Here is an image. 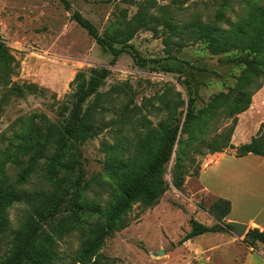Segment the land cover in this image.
Segmentation results:
<instances>
[{
    "label": "rangeland",
    "instance_id": "374dc122",
    "mask_svg": "<svg viewBox=\"0 0 264 264\" xmlns=\"http://www.w3.org/2000/svg\"><path fill=\"white\" fill-rule=\"evenodd\" d=\"M68 1L70 10L60 0H0V35L16 62L14 73L0 83V170L14 177L25 168L38 147L21 154L27 142L14 135L39 138L45 131L43 117L60 119V106L73 93L76 77L84 74L88 80L105 70L106 77L84 104L97 134L76 143L88 184L86 198L106 209L116 181L111 164L130 158L143 135L156 136L163 126H171L182 144L175 145L164 167L169 189L159 203L151 208L132 205L123 218L125 228L106 239L87 264H240L247 246L230 231L184 241L190 220L216 224L208 211L214 198L203 193L198 181L204 159L214 154L202 142L219 144L231 127L235 131L240 114L231 111L237 104L233 100L240 69L228 61L236 53L211 55L203 42L186 43L182 29L196 21L213 23L219 14V26L226 28L239 23L250 8L264 6V0ZM74 12L95 28L103 45L72 21ZM112 50L119 52L116 57ZM195 66L207 71L196 73ZM220 93L226 96L216 100ZM189 98L198 114L193 135L181 131ZM177 150L186 173L180 189L171 183ZM42 165L39 161L30 186L40 180ZM25 209L20 203L9 210L10 229L0 236V258L8 252ZM75 210L68 198L52 224L69 222L55 241V264H76L74 254L90 229L103 223L88 213L75 217Z\"/></svg>",
    "mask_w": 264,
    "mask_h": 264
},
{
    "label": "trees",
    "instance_id": "16d2710c",
    "mask_svg": "<svg viewBox=\"0 0 264 264\" xmlns=\"http://www.w3.org/2000/svg\"><path fill=\"white\" fill-rule=\"evenodd\" d=\"M60 2L66 10H70L68 0ZM221 18L222 15L219 14L213 23H189L182 32L186 43L203 42L211 55L237 54L228 61L240 69V74L236 77V94L233 100V103L237 104L231 111V115H238L249 108L251 97L264 83V6L250 8L239 23L229 24L226 28L219 26ZM71 19L98 44L105 43L98 38L95 28L78 13H72ZM171 29L176 31L175 27ZM173 33H170L171 37L175 36ZM112 51L115 57L119 53ZM14 67L15 59L0 35V83L6 81L8 74L14 73ZM194 70L196 73L207 71L198 66H195ZM195 72L190 73L191 81L197 78ZM106 74L105 70L95 72L88 80L84 74H79L72 82L73 93L69 100L60 106V119L50 121L42 118L45 131L39 138L32 140L26 134H20L18 137L14 135L13 139L27 142L21 154L33 151L36 146L38 149L32 153L29 164L14 177L6 176L5 172L0 170V236L10 229L9 210L20 203L26 207L19 227L13 232L8 252L0 258V264H55L59 260L55 252V241L65 233V225L69 222L53 227L52 224L68 198L70 205L76 209L73 214L75 217L79 213H88L103 219L102 224L90 229V235L74 254L73 263L87 264L98 254L106 239L125 228L123 218L132 205L140 203L145 208H151L159 203L169 189V184L163 180L164 167L171 160L175 145L179 146L182 141L178 139L176 128L163 126L156 136L150 132L143 135L130 158H122L111 164L116 181L104 211L97 202L86 198L88 184L84 183L81 154L76 143H84L97 134L89 116V108L84 109V104L96 93ZM31 87L33 86L29 88ZM225 96L220 93L215 99ZM191 103L192 99L189 98L181 130L189 135H193L192 127L197 124L198 119ZM233 123L235 124L236 120H233ZM232 133L231 127L228 133L219 137V144L215 141L202 143L209 153L229 149L236 150L235 157L238 158L247 154L264 156V122L248 144L237 148L230 144ZM182 155V152L177 150L171 174V183L176 189L182 187L186 174L183 173L181 165ZM9 156L12 157V153H9ZM39 161L43 163L42 174L40 180L32 187L30 180L35 175ZM230 207L226 200H214L208 211L216 224L209 227L190 220L191 230L184 241L204 234L231 232V227L224 221ZM46 225L48 228H45ZM243 241L252 248L256 244L264 246V232L249 229ZM180 243L184 244L181 241ZM103 259L110 261L109 258Z\"/></svg>",
    "mask_w": 264,
    "mask_h": 264
},
{
    "label": "crops",
    "instance_id": "0c3cea01",
    "mask_svg": "<svg viewBox=\"0 0 264 264\" xmlns=\"http://www.w3.org/2000/svg\"><path fill=\"white\" fill-rule=\"evenodd\" d=\"M238 117L230 139L236 148L248 144L264 122V83ZM198 181L203 193L230 203L226 223L245 224L248 229L264 232V156L247 154L238 158L226 152L207 155ZM246 246L240 264H264V248Z\"/></svg>",
    "mask_w": 264,
    "mask_h": 264
},
{
    "label": "water",
    "instance_id": "95a60500",
    "mask_svg": "<svg viewBox=\"0 0 264 264\" xmlns=\"http://www.w3.org/2000/svg\"><path fill=\"white\" fill-rule=\"evenodd\" d=\"M228 225L231 227L232 229V233L235 234L237 237L241 238V237H245L246 233L248 232V227L245 224H240V223H236V222H229Z\"/></svg>",
    "mask_w": 264,
    "mask_h": 264
}]
</instances>
